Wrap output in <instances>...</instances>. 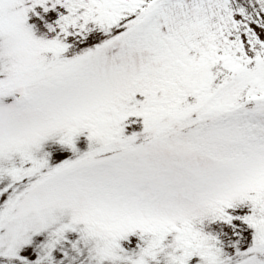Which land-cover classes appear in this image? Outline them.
Instances as JSON below:
<instances>
[{
  "label": "snow or ice",
  "instance_id": "6c2138e0",
  "mask_svg": "<svg viewBox=\"0 0 264 264\" xmlns=\"http://www.w3.org/2000/svg\"><path fill=\"white\" fill-rule=\"evenodd\" d=\"M0 264H264V0H0Z\"/></svg>",
  "mask_w": 264,
  "mask_h": 264
}]
</instances>
